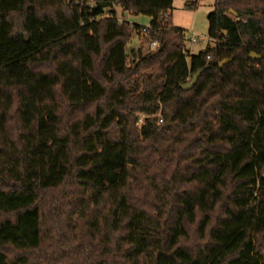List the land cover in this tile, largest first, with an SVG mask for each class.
Here are the masks:
<instances>
[{
    "label": "trees",
    "instance_id": "trees-1",
    "mask_svg": "<svg viewBox=\"0 0 264 264\" xmlns=\"http://www.w3.org/2000/svg\"><path fill=\"white\" fill-rule=\"evenodd\" d=\"M173 1L0 0V264H45L49 205L77 264H264V0H213L190 56Z\"/></svg>",
    "mask_w": 264,
    "mask_h": 264
},
{
    "label": "rangeland",
    "instance_id": "rangeland-1",
    "mask_svg": "<svg viewBox=\"0 0 264 264\" xmlns=\"http://www.w3.org/2000/svg\"><path fill=\"white\" fill-rule=\"evenodd\" d=\"M194 0H174L172 3V10L170 11V21L172 23V26L176 28H181L184 30L185 33V39H184V47L183 49L187 50L188 56L197 54L200 50L205 49L206 47H214L216 45V42L211 40L208 37V13L213 8V0H198L196 2V5L194 7L186 6V4H191ZM117 9V16L119 19H125L129 21L130 23H137L140 25H148L151 21V17L143 14H135L128 11H122L119 7ZM194 39V41H193ZM127 52H128V61L132 59V54L130 52L131 49H138L141 47L143 49V53L154 49L157 47H151L150 43L147 42L144 35L141 33H133L130 41L126 45ZM190 79V78H189ZM188 79V80H189ZM136 116V122L134 121L133 124L136 128H140L144 115L142 114H134ZM160 118V115H157ZM159 122V119H158ZM52 194V193H51ZM56 194V192H55ZM45 215L47 217L45 223V226L43 227V232H45V240L46 242L43 245L41 257L42 260L47 264L49 262L50 264H77L73 261V258L69 254H60V249H64L65 246H58L56 239L58 237H63V224L69 225V228H76V231L78 233L82 232L81 234L75 235V237H71L70 240L72 244H75L76 242L80 241L84 236H88L89 226L86 224H83L79 222L80 224L78 226L71 227V223L68 221H71L73 224L76 222L75 216L69 215L68 210L66 209H57L52 210L50 205L45 210ZM94 236L95 233L92 232ZM81 238V239H80ZM66 241V238H63ZM100 239V238H99ZM61 242L64 240L57 239ZM69 240V241H70ZM264 240V239H262ZM261 238H259V247L261 250H264V241H262ZM59 243V242H58ZM185 246H188L190 248H194L196 245L200 244V241L197 240L195 235H191L189 239L185 242H183ZM53 258V260H49L50 257ZM50 258V259H51ZM101 259L100 256H95V261H92V264H99V260ZM108 264H122L119 259L117 258L113 259L110 263V260H108Z\"/></svg>",
    "mask_w": 264,
    "mask_h": 264
},
{
    "label": "water",
    "instance_id": "water-1",
    "mask_svg": "<svg viewBox=\"0 0 264 264\" xmlns=\"http://www.w3.org/2000/svg\"><path fill=\"white\" fill-rule=\"evenodd\" d=\"M70 1V0H69ZM248 57L250 59H257V58H260V55L256 54L255 52H250ZM227 62V59H224L220 62V65L222 66L224 63ZM203 69H199L198 71H196L191 77L189 80L185 81L184 83H182L180 85V87L183 89V90H188L190 89L197 81V78L199 76V74L202 72Z\"/></svg>",
    "mask_w": 264,
    "mask_h": 264
},
{
    "label": "built area",
    "instance_id": "built-area-1",
    "mask_svg": "<svg viewBox=\"0 0 264 264\" xmlns=\"http://www.w3.org/2000/svg\"><path fill=\"white\" fill-rule=\"evenodd\" d=\"M142 33H143V34L146 33L144 28L142 29ZM193 41H194V39H193ZM156 45H157V41H156V40H152V41H150V46H151L152 48L155 47ZM159 121H161V119H159Z\"/></svg>",
    "mask_w": 264,
    "mask_h": 264
}]
</instances>
